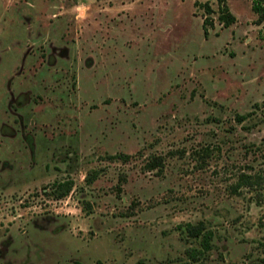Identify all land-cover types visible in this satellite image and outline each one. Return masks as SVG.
Segmentation results:
<instances>
[{
	"label": "rangeland",
	"instance_id": "rangeland-1",
	"mask_svg": "<svg viewBox=\"0 0 264 264\" xmlns=\"http://www.w3.org/2000/svg\"><path fill=\"white\" fill-rule=\"evenodd\" d=\"M228 5L223 27L213 0H0V264H180L199 222L191 264L264 256V21Z\"/></svg>",
	"mask_w": 264,
	"mask_h": 264
},
{
	"label": "trees",
	"instance_id": "trees-1",
	"mask_svg": "<svg viewBox=\"0 0 264 264\" xmlns=\"http://www.w3.org/2000/svg\"><path fill=\"white\" fill-rule=\"evenodd\" d=\"M218 3V20L219 23L223 27H229L234 25L237 21V15L232 11V9L228 5V0H213ZM197 6L200 5V2L196 3ZM205 12L207 13V17L204 18L203 26L205 32H208L209 26H214V20L210 18V16L215 13V10L211 6L209 2L203 4ZM253 10L258 14V23H262L264 21V0H253ZM253 113L249 112L246 114H237V121L241 124L246 121ZM138 151L136 154H129L125 152H118L115 154L108 155L110 161H122L123 163H129L132 159L142 156ZM165 157L162 155L150 154L147 157V161L145 162L146 168L149 171L157 170L158 174L163 172L165 166ZM99 177V173L97 170H93L87 176V182L93 183ZM125 179V178H124ZM263 176L261 174H247L242 173L238 177V181L235 185V190L238 192L242 188H252L256 189V186L262 182ZM125 181V180H124ZM51 186V187H50ZM73 188V181L70 179L62 180V181H54L51 185H46L43 187L42 192L48 193L49 189H52L51 193L55 196L56 199H62L69 195ZM262 227L264 228V218L261 219ZM182 234H186L188 237H192L198 240L197 247H190L186 250V255L188 259L186 261L180 262V264H191V261H199L200 259H204L207 252H209L213 248V238L214 232L211 230H207L202 222L197 224L187 223L185 226L178 227ZM261 247H264V236L259 241ZM96 264H104L102 261H98ZM137 264H148L145 260L141 259L137 262ZM251 264H264V256L257 258L255 261H252Z\"/></svg>",
	"mask_w": 264,
	"mask_h": 264
}]
</instances>
